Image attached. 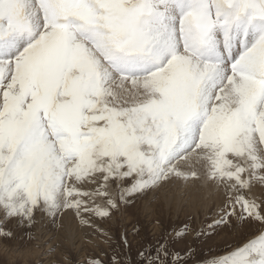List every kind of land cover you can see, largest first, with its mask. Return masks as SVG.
Returning <instances> with one entry per match:
<instances>
[{
    "label": "rangeland",
    "instance_id": "374dc122",
    "mask_svg": "<svg viewBox=\"0 0 264 264\" xmlns=\"http://www.w3.org/2000/svg\"><path fill=\"white\" fill-rule=\"evenodd\" d=\"M14 1L0 0V96L16 90L14 74L22 70L21 61L44 52L37 47L43 34L50 29L69 33L53 34L49 46L58 48L50 71L29 78L30 91L27 87L23 97L0 106V264H264V172H258L257 163L248 168L218 158L219 175L208 177L215 180L209 185L215 194L202 202L188 200L190 190L178 191L171 176L173 165L201 148L197 136L207 133L204 127L214 117L215 101L209 100L214 89L222 86V92L225 83L228 87L243 75L254 84L235 112L241 103L248 110L239 118L229 113L226 120L233 124L223 119L222 126H229L210 142L220 148V156L240 135L237 127L259 120L264 108V0H206L211 8L198 9L195 16L188 8L179 11L177 4L178 12L163 6L171 0H20L18 7ZM237 3L242 4L238 16ZM229 27L236 36L231 61L221 57L222 51L218 61L207 59L203 53L210 45L194 50L198 42L204 46L209 41L215 51L222 48L221 35ZM167 34L177 38L174 47L164 41ZM142 38L150 52H141L145 49L137 41ZM77 47L81 54L98 56L92 71L80 66ZM152 48L164 57L153 60ZM186 51L197 66H210L207 75L197 74L205 85L193 93L197 105L191 114L189 95L176 85L163 89L166 67ZM122 59L134 61L122 68ZM156 75L162 81L150 89L145 82ZM203 105L207 112L202 114ZM196 118L200 126L194 125ZM196 176L192 172L188 181Z\"/></svg>",
    "mask_w": 264,
    "mask_h": 264
},
{
    "label": "bare ground",
    "instance_id": "6f19581e",
    "mask_svg": "<svg viewBox=\"0 0 264 264\" xmlns=\"http://www.w3.org/2000/svg\"><path fill=\"white\" fill-rule=\"evenodd\" d=\"M22 1H24V0H22ZM67 1V0H66ZM6 2H8V1H6ZM9 2L11 3H9V5H12L13 3H15V1L14 0H9ZM19 2H20V0H18L17 1V4H16V7H18V4H19ZM144 1H142V6H141V8L143 9V3ZM36 3V2H35ZM55 3V2H54ZM64 3V2H63ZM168 4V8L169 9H172V11H177V6H175L176 4L178 5V9H179V11H185L184 9L185 8H188V12L187 13H189L190 15H192L194 12H196V10L198 11V9H201L202 11L203 10H205V8H207L208 6L211 8V4L209 3V2H207L206 0H171L170 2H166V4H163V6L165 5H167ZM15 5V4H14ZM32 5V4H31ZM116 6V5H115ZM139 6V5H138ZM137 6V7H138ZM10 7V6H9ZM15 7V6H14ZM33 7V6H32ZM135 7V6H134ZM209 7H208V9H209ZM8 8V7H7ZM34 8V7H33ZM97 8V7H96ZM204 8V9H203ZM35 9V8H34ZM13 10H16V9H13ZM92 10H94V9H92ZM129 10V9H128ZM189 10H193L191 13H190V11ZM212 10V9H211ZM224 10V9H223ZM34 12V10H31V12ZM35 11H38L37 9L35 10ZM206 11H208L207 9H206ZM242 11V4L241 3H237L236 4V9H235V12H234V14L236 15V16H238V13L239 12H241ZM16 12V11H15ZM39 12V11H38ZM37 12V13H38ZM95 12V11H94ZM144 12V11H143ZM178 12V11H177ZM186 12V11H185ZM205 12V11H204ZM208 12H210L211 13V11L209 10ZM221 12V11H220ZM223 12H225V11H223ZM198 13H199V11H198ZM216 13V12H215ZM18 14V13H17ZM35 14V13H34ZM34 14H32V15H34ZM122 14V13H121ZM200 14V13H199ZM198 14V15H199ZM206 14H208L207 12H206ZM217 14V13H216ZM222 14V13H221ZM227 14V13H226ZM20 15V14H19ZM36 15V14H35ZM171 15V14H170ZM187 16H188V14H186ZM194 16H195V13L193 14ZM196 15H197V12H196ZM202 15V14H201ZM203 15L205 16V13H203ZM202 15V17H204ZM208 15H210V14H208ZM207 15V16H208ZM53 16V15H52ZM69 16V15H68ZM104 16V15H103ZM107 16V15H106ZM168 16V15H167ZM187 16H184V18L185 17H187ZM200 16V15H199ZM206 16V17H207ZM254 16V15H253ZM66 17V16H65ZM166 17V16H165ZM171 17V16H170ZM172 17L173 18H175L174 17V14H172ZM171 17V18H172ZM209 17V16H208ZM24 18V17H23ZM36 18V17H35ZM183 18V17H182ZM183 18V19H184ZM190 18V17H189ZM192 18V17H191ZM200 18V17H199ZM210 18H211V16H210ZM218 18V17H217ZM227 18V17H226ZM58 19V18H57ZM109 19V18H108ZM186 19H188V18H186ZM185 19V20H186ZM197 19V18H196ZM202 19V18H201ZM10 20V19H9ZM96 20V19H95ZM103 20V19H102ZM166 20V19H165ZM223 20V19H222ZM192 21V20H191ZM199 21V20H198ZM214 21V20H213ZM220 21V20H219ZM236 21V20H235ZM156 22V21H155ZM188 22H190V19L189 20H186V22H185V25H190V24H188ZM200 22H201V20H200ZM215 22V21H214ZM226 22V21H225ZM229 22V21H228ZM64 23H65V21H64ZM108 23V22H107ZM231 23V22H230ZM15 24V23H14ZM165 24V23H164ZM197 24V23H196ZM195 24V25H196ZM214 24V23H213ZM224 24V23H223ZM229 24V23H228ZM54 25V24H53ZM100 25V24H99ZM109 25V24H108ZM199 25H200V23H199ZM208 25V24H207ZM220 25H221V23H220ZM232 25V24H231ZM65 26V25H64ZM105 26V25H104ZM124 26V25H123ZM142 26V25H141ZM151 26V25H150ZM164 26H166V24L164 25ZM170 26V25H169ZM191 26H192V24H191ZM211 26H212V24H211ZM210 26V27H211ZM214 26V25H213ZM212 26V27H213ZM250 26V25H249ZM62 27H63V25H62ZM167 27H168V25H167ZM171 27V26H170ZM211 27V28H212ZM228 27V26H227ZM37 28H38V26H37ZM220 28V27H219ZM26 29H27V27H26ZM101 29V28H100ZM169 29V28H168ZM173 29H177V27H172V32H173ZM185 30H186V33H187V31H189V27L186 29V28H184ZM184 29H182V30H184ZM204 29V28H203ZM208 29V28H207ZM29 30V29H28ZM32 30V29H31ZM107 30V29H106ZM196 30V29H195ZM199 30V29H198ZM239 30H241V29H239ZM246 30V29H245ZM124 31V30H123ZM137 31V30H136ZM168 31H170V30H168ZM180 31H181V29H180ZM200 31V30H199ZM242 31V30H241ZM2 31L0 30V33H1ZM28 32V31H27ZM61 32H63V34L64 33H69V32H67V31H64V30H61V29H50V31L48 32L47 31V33H45V34H43V38L39 41L38 40V42L37 43H39L38 45H37V47L40 45V48H42L43 50H44V48H45V50H44V52L42 53V54H40V56H39V54H38V56H39V58H35V57H33L34 58V60H32L33 58L31 57V58H29L28 59V61H26L25 62V60L26 59H24V61H21V59L19 58V60L21 61V62H24L23 64H24V66H22L23 68H22V70L21 71H19L18 69L15 71V74L14 75H17L16 77H17V80L16 81H14V83H13V85H15V82H16V90H8V91H4V93H3V95L2 96H0V106L1 105H3V103L4 102H9L12 98V101L13 100H15V99H18L17 97H19V96H21V97H23L24 95V93L28 90V91H30L31 89H30V86L28 87V84H29V82H28V79L29 78H31V77H34V75H41V73H43V74H45V73H47V72H49L50 70V65L51 64H53V63H51V61H52V58H53V53H54V51L56 50V48H58V47H55V46H51V47H53V48H51L50 46H49V44H50V42H52V38H54V36H53V34L54 33H58V34H61ZM157 32H163V28L161 29V31H157ZM157 32H155V31H153V33H157ZM171 32V31H170ZM240 31H238V35L240 34L239 33ZM39 33V32H38ZM101 33V32H100ZM104 33H106V32H104ZM184 33V32H183ZM192 33V32H191ZM193 33H194V31H193ZM195 33H196V31H195ZM202 33V32H201ZM200 33V34H201ZM215 33V32H214ZM235 33V32H234ZM233 33V30L232 29H230V27L227 29V31H225L224 32V34L223 35H221V44L223 43V41H224V43L222 44V48H220V46H218V48L216 49V51H215V48L213 47V45L214 44H212L213 43V41H209L207 44H205L204 46H199L200 45V43H202V42H198L197 44H196V46H195V48H194V50L196 49V50H200V47H203L204 49L208 46V45H210L211 47L210 48H208V49H206L205 51H204V53L203 54H205V55H207V59H209V60H214V61H218L219 60V52H223V53H221V57H222V54H224V56H225V52L226 51H229L232 55H235L234 54V47H235V41H234V38L236 37L235 36V34ZM246 33H248V30H246ZM33 34V33H32ZM103 34V33H102ZM109 34V33H108ZM205 34V33H204ZM34 35V34H33ZM107 35V34H106ZM143 35V34H142ZM152 35V34H151ZM194 35H198V34H194ZM28 36V35H27ZM65 36V35H64ZM67 36V35H66ZM68 36H70V35H68ZM200 36V35H199ZM198 36V37H199ZM203 36H207V35H203ZM242 36V35H241ZM248 36V35H247ZM246 36V34L244 35V37H243V39L241 40V42H242V45H244L243 43H244V41H247V37ZM251 36V35H250ZM143 37V36H142ZM190 37V36H189ZM202 37V36H201ZM220 37V36H219ZM29 38V37H28ZM40 38H41V36H40ZM112 38V37H111ZM145 38V37H144ZM166 38H168V40L166 39ZM166 38L164 39V41L165 42H167V43H169V44H171L173 47H174V42H176L177 41V38L174 36L173 37V35L171 36V34H167V36H166ZM203 38H205V37H202V39ZM11 39V38H10ZM68 39V38H67ZM66 39V40H67ZM157 39V38H156ZM200 39V38H199ZM250 39H251V37H250ZM112 41H113V39H111ZM142 40H143V38L141 39V40H139V41H137V43L138 44H140V45H143V47H144V49H145V51H141V52H146V51H149V49H150V46H149V44L147 45V44H145V43H143L142 42ZM145 40V39H144ZM143 40V41H144ZM193 40V39H192ZM213 40V39H212ZM163 41V42H164ZM196 41H199V40H196ZM204 41V40H203ZM207 41V40H206ZM206 41H204V42H206ZM251 41V40H250ZM28 42V41H27ZM146 42V41H145ZM149 42V41H148ZM187 42V41H186ZM219 42V41H218ZM257 42V41H256ZM55 43V42H54ZM214 43H217L216 41L214 42ZM35 44V43H34ZM53 44V43H52ZM58 44H60V42L58 43ZM79 44V43H78ZM99 44H101V41H100V43ZM155 44V43H154ZM51 45V44H50ZM79 45H81V44H79ZM78 45V46H79ZM84 45V44H83ZM82 45V46H83ZM102 45V44H101ZM147 45V46H146ZM159 45V44H158ZM157 45V47H159ZM162 45V44H161ZM166 45V44H165ZM186 45V44H185ZM191 45V44H190ZM34 46H36V44L34 45ZM47 46H49L50 48H51V51L49 52V51H47L48 49H50L49 47H48V49H47ZM163 46H164V44H163ZM192 46V45H191ZM216 46V45H215ZM61 47H63V46H61ZM141 47V46H140ZM139 47V48H140ZM155 47V46H154ZM153 47V48H154ZM156 47V48H157ZM188 47H190L189 45H188ZM187 47V48H188ZM39 48V47H38ZM87 48V47H86ZM152 48V58H153V60H155V61H157V59L155 58V56L156 55H158V57H164V55H162L161 53H160V51H158L157 49H153ZM36 49V48H35ZM34 49V50H35ZM82 49H84V48H82ZM81 48H80V50H82ZM162 49H167L166 47H164V48H162ZM171 49H172V47H171ZM189 49H191V48H189ZM33 50V49H32ZM33 50V51H34ZM77 50H78V47H77ZM140 50V49H139ZM161 50V49H160ZM182 50V49H181ZM187 50V49H186ZM192 50V49H191ZM193 50V53L195 54L196 52ZM58 51V50H57ZM56 51V52H57ZM64 51V50H63ZM79 51V50H78ZM83 51H85V50H83ZM110 51H111V49H110ZM162 51V50H161ZM203 51V50H202ZM202 51H199V54H200V56L202 55ZM38 52V51H37ZM55 52V53H56ZM80 52V54H81V52L82 51H79ZM109 52V51H108ZM114 52H115V50H114ZM150 52V51H149ZM148 52V53H149ZM167 52V51H166ZM14 53V52H13ZM36 53V52H35ZM66 53V52H65ZM64 53V54H65ZM71 54H72V52H70ZM164 53V52H163ZM180 53V55L176 58V60H173V63L172 64H170L168 67H166V77L167 78H165V75H164V77H163V81L165 82V87L163 88V89H166L168 86H173V85H176L177 86V89H178V91L181 93V94H185V95H189V97L190 98H186V101H188L189 100V110L187 111V114H191V113H194L195 112V109H193V107H194V104H196L195 103V101H194V98H196V96H195V94H194V96H193V93H195L194 91L195 90H197V94H198V90L199 89H203L202 87V82L204 81V77L203 78H201L202 76L199 74L198 76H201L200 78V81H198V76H197V74L198 73H204V72H207L208 70H210V66H205V65H199V66H197L196 65V61L194 60V59H192V57H189L188 56V54H186L187 53V51L186 52H179ZM179 53H177V54H179ZM230 53H229V55H230ZM26 54V53H25ZM57 54H58V52H57ZM63 54V53H62ZM165 54V53H164ZM37 55V54H36ZM53 55V56H52ZM95 54H93L92 52H89V51H87V52H84V53H82L81 54V56H82V63H81V65L80 66H82V68H84V69H88V72H90V71H92V69H93V66H92V63L96 60H98V59H96V57H98V56H94ZM108 55H109V53H108ZM170 55V54H169ZM240 55V54H239ZM69 56H71V55H69ZM55 57V56H54ZM226 57V56H225ZM175 58V57H174ZM31 59V60H30ZM36 59V60H35ZM68 59V58H67ZM226 59V62H227V58H225ZM100 60V59H99ZM199 60V59H198ZM198 60H197V62H198ZM17 61H18V59H17ZM17 61H15V64L17 63ZM20 61H18V63H20ZM67 61V60H66ZM131 61H134L133 59H126V60H123L122 59V61H119V65L121 66L122 65V68H123V63H125V62H129V63H131ZM53 62V61H52ZM67 62H69V61H67ZM100 62H101V60H100ZM225 62V63H226ZM200 63V62H199ZM21 65H22V63H20ZM96 64V63H95ZM20 65V66H21ZM129 65L130 64H128V65H126L125 67L127 68H129ZM16 67V66H15ZM18 67V66H17ZM36 67H37V70H36ZM58 68V67H57ZM81 68V67H80ZM81 68V69H82ZM20 69H21V67H20ZM56 69V68H55ZM96 70V69H95ZM6 71H8L9 72V69H7L6 68ZM71 71V70H70ZM69 71V74L71 73ZM77 71V70H76ZM86 71V70H85ZM7 72V73H8ZM63 72V71H62ZM74 72V71H73ZM210 72V71H209ZM10 74H11V72H9ZM111 73V72H110ZM263 73H264V71H263ZM6 74V73H5ZM10 74H8V75H10ZM68 74V73H67ZM68 74V75H69ZM85 74V73H84ZM208 74V72L206 73V75ZM212 74V73H211ZM70 75H73L72 73L70 74ZM107 75V74H106ZM205 75V76H206ZM11 76V75H10ZM55 76V75H54ZM226 76H228V74L226 75ZM253 76V75H252ZM8 77V76H7ZM93 77H95V76H93ZM149 77V76H148ZM14 78H15V76H14ZM86 79V78H85ZM118 79V78H117ZM211 79V78H210ZM253 79V78H252ZM51 80V79H50ZM123 80V79H122ZM124 80H126V79H124ZM222 80V79H221ZM225 80V79H224ZM9 81V80H8ZM63 81V80H62ZM132 81V80H131ZM162 81V75H156V77H153V78H150V80H147L145 83L148 85V87L151 89V88H154L155 86H157L158 84H159V82H161ZM207 81H208V79H207ZM206 81V82H207ZM234 81V83L233 84H231L230 83V85L228 84V87H227V85H226V83L224 84L225 86H226V88H223V90H222V92H219L218 90L219 89H221V87H219L218 88V90H216V89H214L213 90V88H209V89H212L213 90V94H212V96H210L209 97V100L212 102V101H215V103H214V106H213V109H214V117H213V119H212V121L211 122H209V121H207L206 123H210V125H208V124H206L207 126H205L204 128H206V130H207V133L205 134V133H203L202 134V136L201 137H198L197 136V140L198 139H200L201 138V140H199V141H201L200 142V149L198 150V149H196L195 151H191V153H189L187 156L185 155V153L183 154V155H185V157H183V159H181L180 160V162L178 163V164H176L175 166L173 165L172 167L174 168L173 169V172L171 173V176H172V178H173V181H175V183H176V189L178 190V191H180L181 192V190L182 189H189L188 191H189V193H190V195H189V198H188V200L191 198H193L192 200H194V201H200V202H202L201 201V199H204V197H209L210 196V194H215V193H213L212 192V188H210V186L213 184L214 185V182H215V180H213L212 179V181H210L211 180V178H208L210 175L212 176V175H215V177L216 176H218L219 174H218V172H216V170L219 168V163H220V161H218L219 159L218 158H220V160H221V158H223V161H224V158H227L226 160H229V159H233V160H235L234 162H236V163H238V165H247L248 166V168H251L253 165H252V163H257V169L259 170H257V169H255V170H257L258 172H260L261 170L264 172V157H262L263 155H264V108L262 109V114H261V116H260V118H258L259 120H255L256 121V123H255V125H253L254 123H253V121L252 120H250L249 121V119H251V118H248V121L249 122H247V119H246V125L244 126V128H242V129H238L239 127H237V130H236V132L237 133H239L240 135H237L234 139L235 140H233L232 141V143H231V145H232V148L231 149H229L225 154H223V156H220V148L218 147V146H216V145H212L213 143H210L211 142V140H214V139H216L217 138V136L216 135H218V133L220 132V130H224L225 128H227L229 125H227L226 127H225V125H223L222 126V123H223V119L226 121V123H232L233 124V122L234 121H232V119H231V121L232 122H228L227 120H226V116H228V114L229 113H234L235 112V110H236V107H237V105L240 103V101H242V99L243 98H246L245 96H246V94L249 92V90L251 89V86L252 85H254L250 80H248V79H246V75H243L241 78H239V79H237L236 81L235 80H233ZM46 82V81H45ZM211 82H212V80H211ZM210 82V83H211ZM12 83V82H11ZM106 83V82H105ZM213 83V82H212ZM222 83H224L223 81H222ZM12 85V84H11ZM44 85H45V83H44ZM47 85V84H46ZM88 85V84H87ZM112 85H113V83H112ZM203 85H205V83L203 82ZM208 85V84H207ZM213 85H214V83H213ZM212 85V86H213ZM222 85V84H221ZM223 85V86H224ZM262 85V84H261ZM164 86V85H163ZM209 86V85H208ZM215 86V85H214ZM218 86H220V85H218ZM224 86V87H225ZM13 87V86H12ZM12 87H11V89H12ZM27 87H28V89H27ZM47 87H48V85H47ZM107 87V86H106ZM216 88H217V86H215ZM262 87V86H261ZM261 87H259V91H261L262 89H261ZM264 87V86H263ZM262 87V88H263ZM14 89H15V87H13ZM18 88V89H17ZM109 88V87H108ZM171 88V87H170ZM111 89V88H110ZM207 89V88H206ZM208 89V90H209ZM258 89V88H257ZM212 90H209V91H212ZM124 91V90H123ZM165 91V90H164ZM169 91H170V89L168 90H166V93H168L169 94ZM174 91V90H173ZM201 91V90H200ZM199 91V92H200ZM203 91V90H202ZM205 91V90H204ZM216 91V92H215ZM8 93V96H7V93ZM11 92H14L13 94L11 93ZM88 92V91H87ZM208 92V91H207ZM29 93H31V92H29ZM141 93V92H140ZM174 93V92H173ZM176 93H178V92H176ZM180 93H178V94H180ZM250 93V92H249ZM248 93V94H249ZM254 93V92H253ZM261 93V92H260ZM262 93H263V91H262ZM262 93H261V95L260 96H262ZM28 94V93H27ZM163 94V93H162ZM196 94V95H197ZM202 94V93H201ZM247 94V95H248ZM257 94V93H256ZM259 94V93H258ZM23 95V96H22ZM150 95L151 96H153L154 94L153 93H150ZM173 95V94H172ZM204 95V94H203ZM208 95H210V94H208ZM250 95V94H249ZM166 96H167V94H166ZM164 94H163V97H166ZM198 96V95H197ZM205 97H207L206 96V94L204 95ZM38 97V96H37ZM107 97H109V96H107ZM176 97H178V96H176ZM176 97H174V98H176ZM180 97V96H179ZM182 97H183V95H182ZM200 97V96H199ZM203 97V96H202ZM248 97V96H247ZM255 97H257V96H255ZM254 97V98H255ZM263 97V96H262ZM11 98V99H10ZM15 98V99H14ZM250 98V97H249ZM258 98V97H257ZM128 99V98H127ZM178 99V98H177ZM201 99V98H200ZM208 99V98H207ZM37 100V99H36ZM59 100V99H58ZM168 100H169V95H168ZM203 100H205V99H203ZM246 100V99H245ZM251 100V99H250ZM250 100H249V104H250ZM261 100V99H260ZM260 100H256V99H253L252 101H256V102H260ZM263 100V99H262ZM3 101V102H2ZM16 101V100H15ZM35 101V100H34ZM38 101V100H37ZM103 101V100H102ZM171 101V100H170ZM173 101V100H172ZM181 101V100H180ZM14 102V101H13ZM20 102V101H19ZM110 102V101H109ZM165 102V101H164ZM202 102H204V101H202ZM9 103H12V102H9ZM8 103V104H9ZM30 103V102H29ZM35 103V102H34ZM33 103V104H34ZM167 103V102H166ZM179 103V102H178ZM205 103V102H204ZM206 103H207V101H206ZM210 103V102H209ZM252 103V102H251ZM262 103H263V101H262ZM13 104V103H12ZM21 104H22V102H21ZM131 104V103H130ZM167 104H170V103H167ZM166 104V105H167ZM186 104H187V102H186ZM201 104V103H200ZM245 104H246V102H245ZM248 104V105H249ZM253 104H256V103H252V105ZM30 105H31V103H30ZM29 105V106H30ZM101 105V104H100ZM175 105H176V103H175ZM197 105V104H196ZM248 105H246L247 107H248ZM260 104H258V106H259ZM263 105V104H262ZM16 106V105H15ZM115 106V105H114ZM177 106V105H176ZM175 106V107H176ZM182 106V105H181ZM204 106V108L202 107V109H200V112L203 114V113H205V112H203V111H206V108H205V106L206 105H203ZM257 106V105H256ZM256 106H253V108H255V111H258V113H259V110L257 109L256 110ZM13 107H14V105H13ZM17 107V106H16ZM23 107V106H22ZM27 107V106H26ZM31 107H32V105H31ZM35 107H36V105H35ZM169 107H171L170 105H169ZM185 107V106H184ZM190 107H191V109H190ZM198 107V106H197ZM122 108V107H121ZM124 108V107H123ZM212 108V107H211ZM238 108V107H237ZM245 107H244V103L242 104L241 103V105L239 106V109H238V111L237 112H235L236 114L235 115H233V116H235V117H238V114L239 113H244V111L243 110H248L247 108L246 109H244ZM258 108V107H257ZM259 108L261 109V107L259 106ZM33 109V108H32ZM31 109V110H32ZM129 109V108H128ZM178 109H179V107H178ZM188 109V108H187ZM249 109H250V107H249ZM11 110V109H10ZM12 110H14V109H12ZM16 110V109H15ZM21 110V109H20ZM30 110V109H29ZM169 110V109H168ZM174 110V109H173ZM172 110V111H173ZM25 111V110H24ZM170 111V110H169ZM176 111V110H175ZM245 111V112H246ZM13 112V111H12ZM199 112V116H200V113ZM207 112V111H206ZM252 112V111H251ZM176 113H177V111H176ZM210 113V112H209ZM8 114V113H7ZM19 114V113H18ZM175 114V113H174ZM180 114H182V113H180ZM185 114V113H184ZM211 114V113H210ZM252 114H255V113H252ZM14 115V114H13ZM205 115H209V114H205ZM205 115H203V116H205ZM231 115V114H230ZM243 115V114H242ZM242 115H240V117H242L243 119H244V116H242ZM244 115H247V112L244 114ZM2 116H4V115H2ZM25 116V115H24ZM165 116V115H164ZM191 116V115H190ZM198 116V115H197ZM196 116V117H197ZM249 116V114L247 115V117ZM192 117V116H191ZM202 117V116H201ZM200 117V118H201ZM206 117H208V116H205V118ZM212 117V116H211ZM247 117H245V118H247ZM250 117V116H249ZM251 117H253L252 115H251ZM255 117H256V114H255ZM254 117V118H255ZM198 118V117H197ZM197 118H196V121L194 122V125L195 124H197V126L199 125L200 126V122L199 121H197ZM203 118V117H202ZM231 118V117H230ZM239 118V117H238ZM242 118H241V120H242ZM253 118V119H254ZM211 119V118H210ZM228 120H229V118H227ZM203 120V119H202ZM201 120V122H203ZM208 120V119H207ZM234 120H235V118H234ZM238 120V119H237ZM236 120V121H237ZM224 121V122H225ZM243 121V120H242ZM251 121H252V123H251ZM239 122V120L237 121V123ZM244 123H245V121H243ZM223 124H225V123H223ZM235 124V123H234ZM241 124V123H240ZM167 125V124H166ZM243 125V124H242ZM230 126H235V125H230ZM236 126H237V124H236ZM238 126H239V123H238ZM241 126V125H240ZM195 127V126H194ZM236 128V127H235ZM192 129V128H191ZM188 130V129H187ZM190 130V129H189ZM256 130L258 131V133L256 132ZM200 131V130H199ZM192 131H190L189 133H191ZM224 132V131H223ZM222 132V133H223ZM222 133H219V136H222L223 134ZM194 134V133H193ZM222 134V135H221ZM195 135V134H194ZM192 136V135H191ZM196 136V135H195ZM194 136V137H195ZM127 137V136H126ZM189 140V139H188ZM194 142V141H193ZM192 144V143H191ZM190 146V145H189ZM191 147V146H190ZM192 148V147H191ZM193 150V149H192ZM182 152V151H181ZM193 153V154H192ZM261 153V154H260ZM148 154V153H147ZM222 154V153H221ZM177 155V154H176ZM181 154H179V156H180ZM261 155V156H260ZM178 157V156H177ZM262 157V158H261ZM211 158H214L213 160H211ZM171 159V158H170ZM238 160L239 161H244L246 164H242V163H239L238 162ZM254 160H258V161H254ZM222 162V161H221ZM225 163V162H224ZM168 165V164H167ZM170 165V164H169ZM222 164H220V166H221ZM224 165H226V164H224ZM171 169V168H170ZM192 172H195L196 174H197V176H196V178L194 179V180H189L188 181V176H190L191 174H192ZM263 172H260V173H263ZM221 176V175H220ZM264 176V175H263ZM83 177V176H82ZM81 177V178H82ZM263 178V177H262ZM171 179V178H170ZM219 179V178H218ZM221 180V179H220ZM171 181V180H170ZM218 182V181H217ZM224 182V181H223ZM192 183V184H191ZM189 184H191V186H188ZM211 184V185H210ZM210 185V186H209ZM218 186V185H217ZM218 189V188H217ZM186 190V191H187ZM219 190V189H218ZM217 191V190H216ZM215 191V192H216ZM188 193V192H187ZM177 195V194H176ZM218 195V194H217ZM220 195V194H219ZM180 196V195H179ZM214 197V196H213ZM216 197V196H215ZM220 197V196H219ZM177 198V200L176 201H178V200H180L181 199V197L179 198V197H176ZM174 200V201H175ZM208 200V199H207ZM206 200V201H207ZM180 201H182V200H180ZM205 201V202H206ZM167 202H169V201H167ZM170 203V202H169ZM171 203H173V202H171ZM178 203H179V201H178ZM193 203V202H192ZM194 204V203H193Z\"/></svg>",
    "mask_w": 264,
    "mask_h": 264
}]
</instances>
